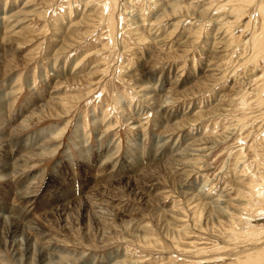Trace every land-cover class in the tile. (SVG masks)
I'll list each match as a JSON object with an SVG mask.
<instances>
[{"label":"rangeland","instance_id":"1","mask_svg":"<svg viewBox=\"0 0 264 264\" xmlns=\"http://www.w3.org/2000/svg\"><path fill=\"white\" fill-rule=\"evenodd\" d=\"M0 264H264V0H0Z\"/></svg>","mask_w":264,"mask_h":264},{"label":"bare ground","instance_id":"2","mask_svg":"<svg viewBox=\"0 0 264 264\" xmlns=\"http://www.w3.org/2000/svg\"><path fill=\"white\" fill-rule=\"evenodd\" d=\"M253 2V1H252ZM176 11V10H175ZM216 202V201H215ZM220 202V201H219ZM216 203H218V201L216 202ZM222 204V203H221ZM217 205H219V203L217 204ZM4 225H6V224H4ZM3 226V225H2Z\"/></svg>","mask_w":264,"mask_h":264}]
</instances>
